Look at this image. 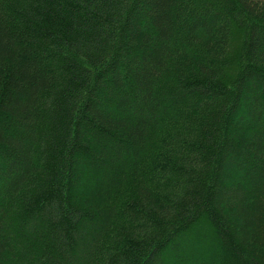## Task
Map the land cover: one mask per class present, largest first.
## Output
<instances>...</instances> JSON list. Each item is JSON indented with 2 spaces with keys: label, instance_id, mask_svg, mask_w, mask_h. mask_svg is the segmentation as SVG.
<instances>
[{
  "label": "trees",
  "instance_id": "16d2710c",
  "mask_svg": "<svg viewBox=\"0 0 264 264\" xmlns=\"http://www.w3.org/2000/svg\"><path fill=\"white\" fill-rule=\"evenodd\" d=\"M0 264H264V0H0Z\"/></svg>",
  "mask_w": 264,
  "mask_h": 264
}]
</instances>
